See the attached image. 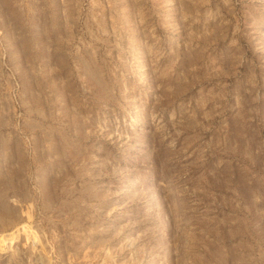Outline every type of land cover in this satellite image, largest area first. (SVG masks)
<instances>
[{"label":"rangeland","instance_id":"374dc122","mask_svg":"<svg viewBox=\"0 0 264 264\" xmlns=\"http://www.w3.org/2000/svg\"><path fill=\"white\" fill-rule=\"evenodd\" d=\"M0 264H264V0H0Z\"/></svg>","mask_w":264,"mask_h":264}]
</instances>
